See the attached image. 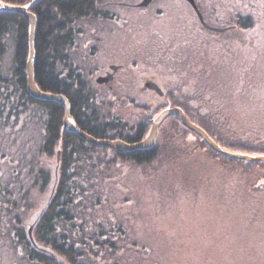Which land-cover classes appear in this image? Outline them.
<instances>
[{
    "label": "rangeland",
    "instance_id": "1",
    "mask_svg": "<svg viewBox=\"0 0 264 264\" xmlns=\"http://www.w3.org/2000/svg\"><path fill=\"white\" fill-rule=\"evenodd\" d=\"M241 1L199 0V4L210 25L223 27L240 12ZM247 1L255 26L225 33L201 29L184 0H154L143 10L113 6L110 11L117 12L115 20L91 17L78 21L70 62L84 68L95 92L104 93L105 86H98L96 78L106 76L112 63H121L125 41L128 65L143 59L146 75H158L166 97L145 94L139 101L145 110L131 100L115 104L103 97L102 119H110L111 113L124 117V123L131 126L149 123V130L152 119L176 99L183 101L188 115L212 125L229 143L264 146V0ZM179 20L185 22V34L176 33L181 30L175 27ZM189 34L196 36L192 39L197 47L192 52V45L185 42ZM200 47L203 62L200 57L194 62L193 52L198 53ZM12 64L10 50L2 61L4 74L12 73ZM130 71L128 80L133 76ZM36 109L33 129L23 138H30V158H38L42 138L43 123L35 121L45 118ZM23 127L22 119L15 129L23 133ZM9 135L5 136L8 149L20 161L21 140ZM200 140L169 119L160 128L159 155L153 162L120 164L108 185L113 203L99 208L93 218L108 227L121 225L125 234L117 240L118 250L102 252L96 257L97 264H264V164L228 160ZM42 164L54 170L55 159L42 156ZM2 169L8 173L11 168ZM48 196V192L30 193L29 202L25 200L20 207L27 229L33 230L31 224ZM19 258L13 243L0 238V264H32Z\"/></svg>",
    "mask_w": 264,
    "mask_h": 264
},
{
    "label": "trees",
    "instance_id": "2",
    "mask_svg": "<svg viewBox=\"0 0 264 264\" xmlns=\"http://www.w3.org/2000/svg\"><path fill=\"white\" fill-rule=\"evenodd\" d=\"M2 1L29 5L37 15L35 80L42 90L62 93L69 98L72 115L83 130L96 138H120L128 142H138L146 137L149 123L123 124L111 113L110 119H102L100 106L104 98L94 96L96 90L91 87V78H85L84 68L70 62L69 51L77 35L78 21L111 13L110 8L114 6L111 2L114 0ZM241 2L239 15L233 14L228 23L233 25L230 31H244L255 26L250 1ZM175 27L181 29L177 34H185V22L179 20ZM184 37L182 35L180 38ZM185 42L190 43V38ZM9 48L13 53V64L12 73L6 75L2 71V61ZM28 55L29 23L21 14L0 12V238L13 243L21 256L19 259L32 264H97L96 257L102 252L118 250L117 240L125 234L121 225L108 227L93 218L99 208L113 203L112 190L108 186L112 175L120 171V164L124 162L150 164L158 157L159 149L156 144L151 149L120 153L110 147L90 144L66 131L63 128V106L58 102L37 100L29 94L26 84ZM175 105L186 110L181 100L175 99L172 106ZM36 107L40 109L41 117L45 118L35 121L43 123L42 138L40 145H37L38 158H30V138H23L33 129L36 116L32 112L38 111ZM143 108L145 110V106ZM190 118L226 148L264 154V146L256 148L236 141L229 143L212 129V125ZM22 119L24 132L19 133L15 127ZM169 119L187 129L176 117ZM8 133L15 141L21 140L18 142L22 147L20 161L13 158V153L8 149L5 139ZM200 141L228 160L247 165L264 164L225 157L202 139ZM42 156L54 157V170L51 165L42 167ZM2 166H9L12 170H6V173ZM35 192H48L49 196L48 202L31 224L33 230L30 234L25 212H21L20 207L28 200L30 193L33 195ZM18 198L22 202L17 201Z\"/></svg>",
    "mask_w": 264,
    "mask_h": 264
},
{
    "label": "water",
    "instance_id": "3",
    "mask_svg": "<svg viewBox=\"0 0 264 264\" xmlns=\"http://www.w3.org/2000/svg\"><path fill=\"white\" fill-rule=\"evenodd\" d=\"M153 0H142L139 6H148ZM196 9L204 26L210 30L222 32L227 30V27H217L210 25L204 20V17L199 10L195 0H189ZM0 12H13L21 14L25 20L29 23V55L26 62V84L29 94L40 101H53L58 102L64 108L63 128L71 133L78 135L80 138L86 140L88 143L96 146H106L113 150L126 153L136 150H146L153 148L159 139V132L162 124L170 117H176L183 126L192 132L196 133L211 149L225 157L237 160H244L247 162H263L264 154H253L241 151L231 150L222 146L217 142L208 132L199 124L195 123L185 112L181 106H169L162 109L153 119L151 127L145 138L138 142H128L124 139L116 138H96L87 131L83 130L72 115V107L69 98L62 93H52L42 90L35 80V39L38 27L37 15L31 10L29 5L6 3L0 0ZM117 66H112L113 70H117ZM113 77L112 73L106 76H99L97 78L98 83L109 82ZM160 94H163V90L158 84L150 83ZM32 228L29 230L31 234Z\"/></svg>",
    "mask_w": 264,
    "mask_h": 264
},
{
    "label": "flooded vegetation",
    "instance_id": "4",
    "mask_svg": "<svg viewBox=\"0 0 264 264\" xmlns=\"http://www.w3.org/2000/svg\"><path fill=\"white\" fill-rule=\"evenodd\" d=\"M154 1V0H153ZM152 1V2H153ZM186 1V3H188V5L190 6L191 10L195 13V16L197 18V24H199L201 26V29H208L204 26V24L202 23L196 9L194 8L193 4L189 1V0H184ZM151 2V3H152ZM199 10L201 11L200 8V4H199V0H195ZM111 3H113L114 6H119L121 5L122 7H128V8H137L140 10L146 9L147 7H149L151 5V3L148 6H139V2L138 3H132V2H126V1H118V0H114ZM191 10L189 9V11L191 12ZM203 17L205 16L204 13L201 11ZM117 12H111V13H102L98 18L101 20H115ZM192 14V12H191ZM239 13H237L236 16H238ZM204 20L208 23V21L206 20V18L204 17ZM122 26H124V18L122 19ZM223 27H227V30H229L231 27H233V25H226ZM225 30V31H227ZM156 32H159L160 29H155ZM125 32V34H127L126 29L123 28V33ZM190 38V52H192V50H194V48L197 47V44L195 45V41L194 39L196 38V36L192 37V34L188 35ZM194 38V39H192ZM193 42V44H192ZM202 43V42H201ZM203 45V44H202ZM125 48H129L127 47V43L124 41L123 44V49H122V53H121V63L119 64H115L112 63L109 66V70L106 71V75L109 73L113 74L112 79L109 82H105V83H98L97 82V78H96V82L98 83V86H105V92L101 93V92H96L94 94V96H101L100 97H104L107 98L109 100H111L112 102H114L115 104L117 102L119 103H124L125 101H134V105H136V107H141L142 109L143 106H145V104H140V100L144 98L145 94L151 93V95H153V97H159V98H164L166 97V93L163 90V88L160 85V78L158 77V75H155L156 77H148L146 75V69L143 65L144 61L143 59L140 60V62L136 63L134 61V63L132 65H128L129 63V59H128V54L125 52ZM94 49L93 50V55L98 53V50ZM202 47L199 48V51L197 53V51L193 52V54H199V56L194 55V62H199L200 60L203 62V54H202ZM192 55V54H191ZM142 57V56H141ZM200 57V60L199 58ZM199 61H198V60ZM191 61V58L188 59ZM112 66H117V70H113ZM130 67V69H129ZM131 70V71H130ZM130 71V75H133L129 80L127 78V73ZM121 72V76L118 77V73ZM150 83H155L158 84V86L163 90V94H160L155 88H153ZM176 106V105H175ZM178 106V105H177ZM183 108V107H182ZM184 109V108H183ZM185 110V109H184ZM186 112V110H185ZM187 113V112H186ZM188 114V113H187ZM189 116V115H188ZM190 117V116H189ZM123 124H124V117L119 119Z\"/></svg>",
    "mask_w": 264,
    "mask_h": 264
}]
</instances>
